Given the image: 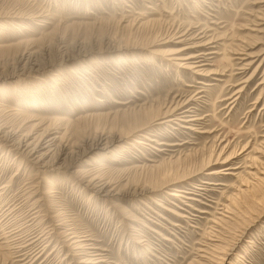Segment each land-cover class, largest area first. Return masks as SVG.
Returning <instances> with one entry per match:
<instances>
[{"label":"rangeland","instance_id":"rangeland-1","mask_svg":"<svg viewBox=\"0 0 264 264\" xmlns=\"http://www.w3.org/2000/svg\"><path fill=\"white\" fill-rule=\"evenodd\" d=\"M261 1L0 0V72L10 73L25 51L90 53L38 80L0 79L7 132L52 121L59 135L77 141L146 120L158 107L184 103L178 112H185L183 122L147 127L127 141L142 144L85 159L96 163L84 170L119 181L118 189L154 187L152 198L91 197L71 173L42 176L0 139V264H80L90 257L101 264H264V216L246 227L264 212V186H256L264 181V56L250 78L258 62L241 70L246 62L232 52L264 48ZM182 34L204 44L187 51L200 56L202 75L164 56L185 46L177 43ZM142 108L149 111L135 113ZM210 156L208 170L159 187L164 173L189 174ZM175 187L184 193L168 197ZM240 191L247 198L237 199Z\"/></svg>","mask_w":264,"mask_h":264},{"label":"bare ground","instance_id":"bare-ground-1","mask_svg":"<svg viewBox=\"0 0 264 264\" xmlns=\"http://www.w3.org/2000/svg\"><path fill=\"white\" fill-rule=\"evenodd\" d=\"M259 3H264V0H262ZM257 19L260 20L261 18L258 17ZM262 20L263 19H261V21ZM250 31L253 32L257 30L251 29ZM175 35L176 33H173L172 36H175ZM172 36L171 38H173ZM213 36L215 37V35ZM250 37H247V36H245V38L241 37L240 39L241 43L246 44L244 41H247L248 38ZM176 39H179L177 43H183L185 46L181 47L178 50L165 53L164 56H166L167 61L171 63H175L177 67H180L182 69L190 70L194 74L202 75L203 71L198 69V67L202 66L198 64L199 63L198 58H200V56L192 55L190 53H187V51H189L190 49H195V48L198 49L199 47L204 46V44L186 42L189 40L196 39V37L187 39L185 34L177 36ZM212 42L214 41L210 42L209 40V42L207 41V44H210ZM236 48H237L236 50L232 49V52L234 53V55H238L239 58L237 59L241 60L242 62H246V64H242L241 70H246L249 66L251 65L253 66V64L256 61L258 62L260 56L262 57L264 56V48L259 52L261 54L259 53L250 54L248 53L249 48H245V47L243 48L244 50L242 48L238 49L237 46ZM63 49L65 50L64 46H63ZM116 50L118 51L120 49H116ZM36 53L25 51L17 55L16 58L14 59V67L11 69L10 73L4 72L2 70L3 72L2 71L0 72V79L5 80L8 78H16L17 80H20L22 82H26L29 79L38 80L45 73L50 72L51 69L55 67L68 66L70 61H74L75 59L77 61L78 60L84 61L90 55V53L85 52V50L81 51L80 47L73 49L72 53H67L66 51H60L58 53L56 52L57 54L54 56L48 55L49 57L48 56L40 57V54L37 55ZM154 53H158V52H154ZM205 55H208V54H204V56ZM262 60L263 58L258 62L257 66L252 71L250 78L253 76V73L261 65ZM95 64H97V62H95ZM69 71L72 72L73 70L69 69ZM212 73H216V72H212ZM199 83H202V82L198 81V84ZM202 85L207 86L208 84L203 83ZM183 105L184 103L183 104L177 103L173 106L172 105L165 106L163 109H160V107H158L156 108L157 110H154L151 116L146 118V120L143 118L145 121L141 119L137 121L134 120L133 124L128 125L124 129H119V128L115 129V127L113 129L112 127H110V129L101 128L97 130L95 128L96 130L92 133L91 136L82 138L81 140H77V141L72 140V138L68 136L69 133L68 135L67 133L59 135V131H58L59 128L53 127L54 125L52 121L50 122V124L45 126V124L43 123V120H38L37 123L33 124V127L32 129H30V131L24 134H19V135L16 132L15 133L10 132V131L7 132L5 128L2 127L3 125L2 126L0 125V139L6 143H12L11 144L12 147L16 149L17 154H19V156L25 162V164L33 166L37 170V173L41 174L42 176H48V175L55 176V175H64L66 173H71V176L76 178V180L80 182L79 184H81L84 189L90 191L91 197L95 196V197L105 199V200H115L119 195L129 196L130 198L134 197V199L136 200L140 199L141 197H146V196H150L152 198V195L156 192V189H154V187H151L148 185H142V186L132 185L131 187H127L126 189L124 188L125 189L124 191L121 189H118L119 181L118 182H115L114 180L112 181L111 178L106 177V175L101 174L98 171L84 170L83 169L84 165L87 166L88 168V167H92L96 163L95 160L86 162L87 160L85 159L90 158L92 155H95L99 151H101L103 154H107V153L109 154V152L111 153V150L114 148L120 147V149H124L126 147L124 145L125 143H127V145H130V146L134 144H142V142L139 139L132 140L133 143H128L127 141L131 139V137H135V135L138 132H142L146 130L147 127H151V126L153 127L155 125L161 126L167 123L171 124L173 122H181L182 121L181 115L184 114L185 112L179 113L178 111L181 109ZM146 111H149V109L142 108V109L135 111V113L136 112L145 113ZM28 119L29 120L27 122L32 121V119L30 118ZM42 126L44 127L40 129V127ZM139 137L146 139L145 138L146 135L144 134H141V136ZM222 151L223 150L219 151V153L216 155L214 164L219 160V157ZM232 155L233 154H231V156ZM116 156H117V153L112 154V157H116ZM233 157L234 156H232L231 158L229 157L225 158L223 161H221V163L223 164L228 163L229 161H231ZM79 163L80 164L82 163V164L81 166L77 168L76 165H79ZM210 166H211V156L209 157L207 163H205L202 166V169L200 167L199 170L193 171L189 174L183 171L181 175L174 173L172 177L171 174L166 175L164 173V175L162 176L163 184H161V186L159 187L163 188L164 186L166 187L168 185H173L174 183H180L177 181H187L191 179L192 177H194L195 175L199 173H203V171L208 170ZM74 167L76 169H74L72 172H69ZM229 169L231 168H228L227 170ZM217 173L218 172H215V171L208 172L209 175H215ZM202 183L209 185V182L207 181H203ZM256 186L258 187L264 186V181L259 180V182L256 183ZM176 188L177 187H175L173 190H170V191L168 190L166 195H168V197H181L180 195H177L176 193H184V192ZM247 193L248 191L246 192L240 191V193H237L236 198L238 199V197H242V196L243 198H247ZM28 194L31 196L33 193L28 192L27 195ZM233 201H235V198L232 199V202ZM236 202L237 201H235L234 203ZM109 203L111 202L109 201ZM262 216H264V212L261 215H259L256 219H254L253 221H250L249 223L247 222L246 227L250 228L255 223V221ZM234 250L232 246L229 250H227L228 251L227 253L225 254L223 253L225 257H223L222 259L220 258L219 259L222 262H226L228 260V257L232 254L231 252H233ZM102 262L103 261L99 259V257H97V259L90 257L89 259L83 260L82 262H79V263L80 264H99V263L101 264Z\"/></svg>","mask_w":264,"mask_h":264}]
</instances>
